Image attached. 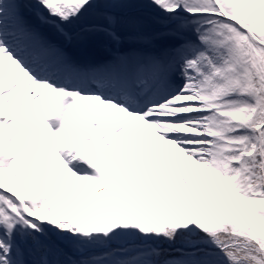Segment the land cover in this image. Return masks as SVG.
Instances as JSON below:
<instances>
[{
  "label": "snow or ice",
  "instance_id": "1",
  "mask_svg": "<svg viewBox=\"0 0 264 264\" xmlns=\"http://www.w3.org/2000/svg\"><path fill=\"white\" fill-rule=\"evenodd\" d=\"M0 264H264V0H0Z\"/></svg>",
  "mask_w": 264,
  "mask_h": 264
},
{
  "label": "rangeland",
  "instance_id": "2",
  "mask_svg": "<svg viewBox=\"0 0 264 264\" xmlns=\"http://www.w3.org/2000/svg\"><path fill=\"white\" fill-rule=\"evenodd\" d=\"M23 103V102H22Z\"/></svg>",
  "mask_w": 264,
  "mask_h": 264
}]
</instances>
